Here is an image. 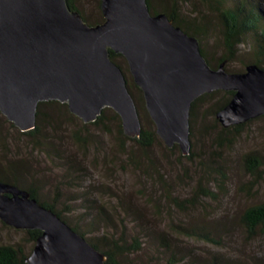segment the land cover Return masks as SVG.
I'll list each match as a JSON object with an SVG mask.
<instances>
[{
  "label": "rangeland",
  "instance_id": "374dc122",
  "mask_svg": "<svg viewBox=\"0 0 264 264\" xmlns=\"http://www.w3.org/2000/svg\"><path fill=\"white\" fill-rule=\"evenodd\" d=\"M170 1L152 0L158 11ZM244 4L264 10L263 0H178L184 25L203 26L196 38L211 66L216 67L225 54L218 7ZM73 5L87 24L103 21L100 0H73ZM242 41L237 55L225 61L229 73L244 71L245 63L254 58L253 36ZM112 61L122 69L142 127L154 129L125 59ZM228 92L205 93L192 103L190 158L159 138L149 149L122 140L120 118L111 108H105L94 125L85 124L62 105H43L36 122L42 132L39 139L22 135L0 113V173L16 171L21 185L36 187L38 197L98 244L101 253L110 248L111 239H117L124 247L114 256L120 264H264V231L249 239L237 224L244 208L264 201V178L253 187L244 166L248 154L264 157V115L239 132H223L214 110L229 98ZM219 172L225 175L223 185ZM198 186L214 196H202L186 209L172 205V198H189ZM175 225L205 231L207 227L218 244L183 237L175 233ZM134 239L140 249L126 250ZM0 244L18 247L26 257L33 246L25 230L1 220Z\"/></svg>",
  "mask_w": 264,
  "mask_h": 264
},
{
  "label": "water",
  "instance_id": "95a60500",
  "mask_svg": "<svg viewBox=\"0 0 264 264\" xmlns=\"http://www.w3.org/2000/svg\"><path fill=\"white\" fill-rule=\"evenodd\" d=\"M103 21L87 24L67 0H0V113L21 132L36 125L40 102L65 103L84 123L104 108L123 133L138 137L141 120L122 69L124 57L157 136L166 147L191 153L190 110L202 94L232 91L216 112L229 128L264 115V69L248 64L229 73L211 68L199 41L147 0H100ZM0 220L41 233L26 264H106V257L50 208L18 186L0 181Z\"/></svg>",
  "mask_w": 264,
  "mask_h": 264
},
{
  "label": "trees",
  "instance_id": "16d2710c",
  "mask_svg": "<svg viewBox=\"0 0 264 264\" xmlns=\"http://www.w3.org/2000/svg\"><path fill=\"white\" fill-rule=\"evenodd\" d=\"M67 1H68V5L70 6V8L72 10H76V7L73 5V0H67ZM183 1H186V0H183ZM147 2H148L150 12L152 14L160 13V12L165 13L168 16V18L173 21L174 25L180 27L187 34L196 37L197 34L201 32V30H203V26L201 25H198L194 28H192L190 25H187V24L184 25L185 22H182L183 20L180 16L178 0H171L170 3H168V5H165L164 8L160 11H158L156 7L153 5L152 0H147ZM217 14H218V31H219V35L222 40V43L224 45V50H225V54L218 61V63L232 60L238 53V46L243 42L242 41L243 37L247 35H252L253 41H254V45H253L254 58L246 62L245 65L256 64L259 67L264 69V10L261 9L260 6H256L254 4H250L249 7H246V4H244V5H237L232 8L218 7ZM201 53L206 59L209 66L211 68H215L211 66L212 63H210V61L207 59L206 53L203 50V48H201ZM109 56L111 60H114L116 57H123L120 54H115L110 50H109ZM139 91L142 94L140 89ZM227 94L229 98L224 103H222L218 108L214 110L215 115H216V112L219 109H221L224 105H226V103L230 100V98L233 95V92L229 91ZM142 100H143V96H142ZM47 104L62 105L68 110L67 105L59 101L50 100L46 102H40L37 108L36 122L38 120L37 118L40 115L41 106L47 105ZM103 110H102V113L98 116V118L95 121L90 122V124L96 125L99 123V121H101L103 117ZM115 116L119 118L117 114ZM246 123L229 127V129L223 127L222 131L229 132V130H235V132H239V130ZM85 124H89V123H85ZM19 132L22 135L28 136L29 138H32V139H39L42 135L41 127L39 126V123H36L35 127L29 131H25V132L19 131ZM119 134L121 135L122 140L124 139V140L131 141L135 143L141 149H149L154 144V142L158 140L157 138H159L155 132V128L152 130H146L143 127L138 137H128L123 133L122 128H121V123H119ZM191 156L192 155H188L187 157L190 158ZM244 166H245L246 171L253 178L252 186L253 187L258 186L259 183L264 178V157L258 156L256 154H248L244 157ZM219 173H220V176L222 177V181L219 183V185H223L224 184L223 180L225 178V175L223 174V172H219ZM15 174H17L16 171L0 173V181L14 184L18 186L19 188L26 190L30 194L31 197L35 198L43 206L50 208L54 213H56L63 220V215L61 214L60 211H57L55 209L53 204H49L48 202H45L38 197L37 195L38 191L36 190V187H32L30 185H24V184L21 185V181L19 180L17 176H15ZM196 189L197 191L196 193L193 192V196L191 194L189 198H186L184 200L172 198L171 199L172 205L175 207L181 208V209H186L188 207H192V205L198 204L202 196L210 197V198L214 196L213 192L208 191V190L206 191L204 189L200 190L199 186L196 187ZM66 223L75 232L79 233L81 236L85 238V233L80 231L77 226H71L69 222H66ZM237 224L240 226L244 234L249 239H252V238L257 237L258 235H261V233H263L264 231V201L244 208L237 217ZM174 231L175 233H178L179 235L189 238V239H195L198 241H203L205 243L218 244V241L215 239V237H213L212 232H209L207 227L205 231L204 227H199V226L192 227V225H188V226L175 225ZM25 232L28 235V241L33 243V246H34L36 239L40 235L41 232L36 229L35 230H25ZM85 239L95 248L100 249L98 244L92 243L87 238ZM118 243L119 242L117 241V239L116 240L111 239L110 248H107L108 250L107 249L102 250V253L106 257V261H105L106 264H120L114 258V256L118 252L121 253L124 247L121 248V246L118 245ZM125 249L129 251L132 250V251L137 252L140 249V242L137 239H134L131 246ZM25 258L26 256L24 253H22V250L20 248L15 247L10 244H0V264H26ZM182 260H184V258ZM212 264H216V262Z\"/></svg>",
  "mask_w": 264,
  "mask_h": 264
}]
</instances>
